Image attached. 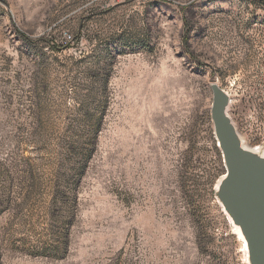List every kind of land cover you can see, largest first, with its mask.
<instances>
[{
  "label": "rangeland",
  "instance_id": "rangeland-1",
  "mask_svg": "<svg viewBox=\"0 0 264 264\" xmlns=\"http://www.w3.org/2000/svg\"><path fill=\"white\" fill-rule=\"evenodd\" d=\"M214 82L263 146L264 0H0V264H245Z\"/></svg>",
  "mask_w": 264,
  "mask_h": 264
},
{
  "label": "water",
  "instance_id": "water-1",
  "mask_svg": "<svg viewBox=\"0 0 264 264\" xmlns=\"http://www.w3.org/2000/svg\"><path fill=\"white\" fill-rule=\"evenodd\" d=\"M210 92L212 136L224 166L212 194L244 244L245 264H264V145H247L229 117L230 95L215 82Z\"/></svg>",
  "mask_w": 264,
  "mask_h": 264
},
{
  "label": "bare ground",
  "instance_id": "bare-ground-1",
  "mask_svg": "<svg viewBox=\"0 0 264 264\" xmlns=\"http://www.w3.org/2000/svg\"><path fill=\"white\" fill-rule=\"evenodd\" d=\"M242 244H243V242H242ZM244 245V244H243Z\"/></svg>",
  "mask_w": 264,
  "mask_h": 264
},
{
  "label": "built area",
  "instance_id": "built-area-1",
  "mask_svg": "<svg viewBox=\"0 0 264 264\" xmlns=\"http://www.w3.org/2000/svg\"><path fill=\"white\" fill-rule=\"evenodd\" d=\"M66 43V42H65Z\"/></svg>",
  "mask_w": 264,
  "mask_h": 264
}]
</instances>
